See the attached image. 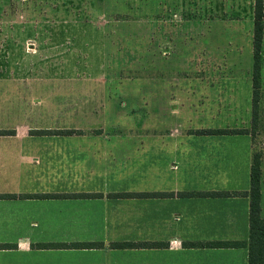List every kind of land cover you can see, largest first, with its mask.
I'll return each instance as SVG.
<instances>
[{
  "label": "crops",
  "instance_id": "0c3cea01",
  "mask_svg": "<svg viewBox=\"0 0 264 264\" xmlns=\"http://www.w3.org/2000/svg\"><path fill=\"white\" fill-rule=\"evenodd\" d=\"M156 71L159 83L144 86L143 118L119 112L131 95L116 93L132 87L102 83L97 115L71 107L58 121L82 120L59 129H24L21 96L0 89V99L7 95L0 100V196H14L0 197V245L13 246L0 249V264H247L246 247L189 245L248 241L252 75L200 66ZM87 116L95 130L82 127ZM66 130L74 132H55ZM211 130L245 133H199ZM213 192L222 195H179ZM160 193L169 195H152ZM71 243L102 246L38 247Z\"/></svg>",
  "mask_w": 264,
  "mask_h": 264
},
{
  "label": "rangeland",
  "instance_id": "374dc122",
  "mask_svg": "<svg viewBox=\"0 0 264 264\" xmlns=\"http://www.w3.org/2000/svg\"><path fill=\"white\" fill-rule=\"evenodd\" d=\"M252 32V0H0V89L21 96L24 129L78 126L82 117L58 121L71 107L97 115L102 83L132 87L116 93L131 95L119 112L140 119L145 84L159 83L156 70L200 66L251 76ZM261 76L254 151L262 158L264 211V38ZM87 117L82 127L95 130Z\"/></svg>",
  "mask_w": 264,
  "mask_h": 264
},
{
  "label": "trees",
  "instance_id": "16d2710c",
  "mask_svg": "<svg viewBox=\"0 0 264 264\" xmlns=\"http://www.w3.org/2000/svg\"><path fill=\"white\" fill-rule=\"evenodd\" d=\"M253 32H252V108H251V133L254 134V129L257 126L259 119V102L261 90V70H262V50L264 38V0H253ZM38 133H45L51 131H36ZM62 133H72L73 130L55 131ZM199 133L208 134H242L244 130H211L201 131ZM261 155L255 153L253 155L251 170H250V189L248 196L250 198L249 210V238L246 243L239 242H214L206 244H190V247H203V248H240L246 247L248 250L247 264H264V211L261 207L262 199V168H261ZM157 196H168L167 193L152 194ZM184 197L208 196L217 197L221 196L220 193H198V194H179ZM97 195H78V197H92ZM134 196V195H124ZM3 198L14 196H0ZM31 197V196H22ZM47 197V196H45ZM56 197V196H48ZM101 243H71V244H44L38 245L41 249H95L101 248ZM113 248H141L144 245H137L133 243H116L111 245ZM150 246V245H146ZM160 246V245H153ZM12 245H0V249H12Z\"/></svg>",
  "mask_w": 264,
  "mask_h": 264
}]
</instances>
